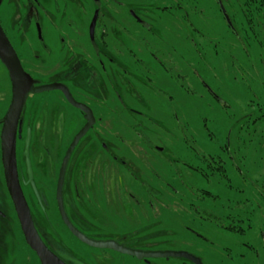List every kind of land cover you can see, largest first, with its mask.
<instances>
[{
    "label": "rangeland",
    "instance_id": "1",
    "mask_svg": "<svg viewBox=\"0 0 264 264\" xmlns=\"http://www.w3.org/2000/svg\"><path fill=\"white\" fill-rule=\"evenodd\" d=\"M102 1L106 17L100 21L107 23L105 37L115 51L106 58L116 65H108L107 129L99 119L68 158L70 184L81 196L93 188L92 203H80L86 216L100 219L105 233L119 236L121 247L130 251L186 253L202 264H264V0H221L236 32L218 0H124L119 7L115 0ZM94 11L90 0H76L66 19H72L75 32H65L63 21L58 32L51 31L45 21L46 41L60 60L70 58V51L62 50L63 37L73 58L94 59L87 55ZM102 36L100 29L96 41ZM52 49L40 48L45 80L54 73L45 66ZM2 73L0 64V83ZM79 73L85 77L86 71ZM80 88L99 117L100 99L86 98L84 84ZM118 92L128 104L122 113ZM41 98L49 108L58 100ZM63 105L48 110L51 121L62 122L60 129H45L50 139L60 140L57 147L48 145L58 155L56 165L84 122L78 109ZM136 123L152 147L139 141ZM103 140L109 154L101 149ZM53 177L55 172L49 180ZM40 180L46 190L48 179ZM40 225L51 229L46 221ZM80 260L74 262L86 263ZM88 260L193 264L179 256L151 257L146 263L125 252L109 256L107 263L100 254Z\"/></svg>",
    "mask_w": 264,
    "mask_h": 264
},
{
    "label": "flooded vegetation",
    "instance_id": "2",
    "mask_svg": "<svg viewBox=\"0 0 264 264\" xmlns=\"http://www.w3.org/2000/svg\"><path fill=\"white\" fill-rule=\"evenodd\" d=\"M75 2L76 0H0V24L18 54L23 70L28 75V78H31L33 83V88L29 89L25 101L23 102L17 122L15 146L17 178L21 193L30 212L31 221L39 239L41 238L42 242L61 262L55 264H76L74 262L76 258L82 259L77 261L78 263L86 261L85 264H90L88 258L99 254L107 263L109 256L113 257V255H117L118 252L122 253L123 251L112 247L102 248L85 242L70 228L67 221H69L79 233L94 242H112L121 247V240L119 236L107 235L104 228L105 223L100 221V219L86 216L87 211L81 207L80 203L83 201H85V204L92 203L94 199L91 189L93 188H85L87 193L81 196L80 188L70 184L73 181H68L69 160H67L64 170L60 191L61 205L67 219L64 218L59 204L58 183L61 166L66 155L61 158L59 165H56L55 158L57 159L58 155L53 154L51 147H48V145L52 143L54 147H57L60 140L57 141L55 138V140L50 139L46 136L45 130L47 125H52L53 129L56 130L60 129V125L62 124L60 120H50L51 117L48 115V112L51 111L52 105H56L57 108L60 109V107L64 106L63 104H68L74 109H78L79 111H77L81 114L82 120L84 121L79 131L87 123L86 114L81 108L73 105L69 101L65 91L61 87L44 91L36 90L53 84L64 87L77 103L90 109L94 117V123L87 132L92 127L95 128L99 125V119L102 121L100 125L101 128L104 126V130L107 129V124L105 122H107L108 114L107 86L110 73L108 71V65H116L114 63L115 60L106 58L108 53H113L115 51L109 41L106 40L108 25L107 23L104 25L100 21L101 18L106 17L101 9L103 1L90 0V2L95 5L93 14L95 15V13L98 12L94 36L91 37L89 26V38L91 41L87 42V55H92L94 59L86 56L73 58L71 48L69 49L67 47L69 41H65L66 38L63 37V41L60 42V44L63 47L62 50L67 52L70 51L68 52L70 58L67 60H60V55H54V51L46 41L44 35L43 28L45 21L49 23L51 31L58 32L59 22L63 21L65 32H75L72 19L68 22L66 21L70 16L71 8ZM110 2L113 1L110 0L109 3ZM218 2L222 11L221 0H218ZM114 3H116L118 7L125 5L124 0H115ZM130 12L131 15H134L139 24L144 27H149L150 24L143 21L135 10H130ZM222 14L225 21H227L223 11ZM94 15L92 17H94ZM110 21L113 20H109V22ZM99 22L101 24L100 26ZM230 28L236 32V28L233 24L230 25ZM100 29L101 33H103V38L106 37L104 40L96 41L97 33ZM40 48L45 52L49 49L53 51L52 59H49L45 65L53 67L54 73L53 77L50 79L45 80L40 77ZM131 53L133 55L137 54L133 50H131ZM48 54L50 55L52 53ZM111 61L112 63H110ZM0 64L3 69V77L1 79L3 83H0V264H44L40 257V253L33 247L28 237L29 217L26 215L25 220V213L22 211L20 205V193L15 187L12 179L9 178V171L5 162L2 131L8 111L13 102L14 91L9 68L1 59ZM68 69L69 72L65 73ZM81 69L86 71L84 74L85 77L83 75L80 76L81 74L79 72ZM82 84L85 86L86 98L98 97L103 104V109L99 117L91 105V100L82 98L80 91V86H82ZM44 94L53 95L57 97L58 100L50 104L49 108V104H44L41 98ZM116 98L118 99V104H120L117 111L122 113L120 110L123 109L125 103L127 104L124 100V94L118 92ZM40 103L42 108L44 107L43 109L40 108ZM49 109L50 111H48ZM245 115H248V112H246ZM60 119H63L62 115ZM121 121L123 123V119H121ZM139 125L140 123L133 124V126H137L135 131H137L136 135L139 141H142V143L149 146V148L150 146L152 147L153 140L143 131L140 133L139 130H141V128ZM79 131L75 133L70 140L68 148ZM87 132L82 138L87 135ZM82 138L78 140L72 152H74ZM100 146L105 154H109L110 145H108L106 141H101ZM50 157H52L51 160H49ZM237 171L241 172L242 169L239 168ZM54 172L56 177L49 180L50 174ZM41 176H45L49 181L50 186L46 188V190L42 187L40 180ZM169 188L172 190L173 187L170 186ZM192 193L193 192H190V194ZM202 211L204 217L209 218L208 215H210V213L207 210ZM77 214L79 217H77ZM215 218H217V223L219 224L221 218L216 216ZM40 219L46 221L51 226V229L44 231V226L42 227L40 225ZM88 225H92L94 228H88ZM199 236L201 235L199 234ZM136 239L139 241L138 238ZM83 247L86 249H83ZM82 250H86L87 255L82 252ZM134 256L136 257V255ZM138 259L140 258L138 257ZM142 260L146 263H151V258H143ZM187 260L196 264L190 259ZM200 263L202 264V261H200Z\"/></svg>",
    "mask_w": 264,
    "mask_h": 264
},
{
    "label": "water",
    "instance_id": "3",
    "mask_svg": "<svg viewBox=\"0 0 264 264\" xmlns=\"http://www.w3.org/2000/svg\"><path fill=\"white\" fill-rule=\"evenodd\" d=\"M221 8H222V11H223L229 25H232L230 18L228 16L224 6L222 5V3H221ZM97 16H98V12L95 13V15L92 19L91 25H90L91 37L94 36ZM0 59L9 68L10 75H11L12 82H13V91H14L13 102H12V105H11L9 111H8V114L6 117V122L4 124L3 131H2V138L4 140V145H3L4 157H5V162H6L8 171H9V178L12 179L15 187L17 188L18 192L20 193V196H21V199H20L21 204L20 205H21L22 211L25 213V220H26V215L29 217L28 237L30 239L31 244L40 253V257L42 258L44 264H55L57 262L61 263L54 256V254L48 249V247L42 242L41 238L39 239V236L35 230V227H34L32 221H31L30 212H29V209L27 207L26 201L24 200V197L21 193V189H20V186L18 183L17 166H16V149H15L17 122L19 119L21 108L23 106V102L25 101V98L28 94L29 89L33 88V83H32L31 78H28V75L23 70L22 65L20 63V60H19V57H18V54L16 53L13 45L11 44V42H10L9 38L7 37V35L4 31V29L2 28L1 24H0ZM60 87L63 88V90L65 91L69 101L73 105L81 108L85 112L86 119H87L86 125L79 131V133L74 138V141L72 142V144L68 148L67 154L64 157V160H63V163L61 166V170H60V178H59V183H58L59 204H60L61 212H62L64 218L67 219L65 212L63 210V207L61 205V199H60V191H61L62 182H63L64 170H65L69 155L73 151L78 140L86 134L87 130L94 123V117H93V115H92V113L88 107L77 103L70 96L68 91L62 86H58V85L53 84V85L41 87L40 89H36V90L37 91H39V90L44 91V90H52V89H56V88H60ZM67 222H68L70 228L82 240H84L85 242H87L91 245H94V246H98V247H102V248H106V247L116 248V249H119L120 251H123L125 253L134 254L141 259L151 258V257L179 256V257H184V258L190 259L191 261L195 262L196 264H201L197 258H195L191 255H188L186 253H173V252L172 253L171 252H154V253H152V252H142V251H130V250L121 248L112 242L97 243V242H94V241L88 239L83 234L79 233L69 221H67Z\"/></svg>",
    "mask_w": 264,
    "mask_h": 264
},
{
    "label": "trees",
    "instance_id": "4",
    "mask_svg": "<svg viewBox=\"0 0 264 264\" xmlns=\"http://www.w3.org/2000/svg\"><path fill=\"white\" fill-rule=\"evenodd\" d=\"M166 9H167V7H166ZM183 17L186 19V16H183ZM101 34H103V33H101ZM102 37H103V36H102ZM115 178H116V181H117V180H119L120 176H116ZM117 182H118V181H117Z\"/></svg>",
    "mask_w": 264,
    "mask_h": 264
}]
</instances>
